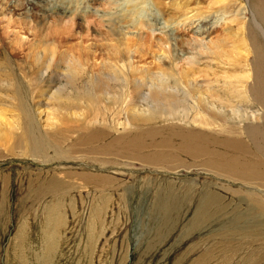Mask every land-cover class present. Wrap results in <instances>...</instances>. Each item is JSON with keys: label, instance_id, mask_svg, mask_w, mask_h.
Masks as SVG:
<instances>
[{"label": "rangeland", "instance_id": "374dc122", "mask_svg": "<svg viewBox=\"0 0 264 264\" xmlns=\"http://www.w3.org/2000/svg\"><path fill=\"white\" fill-rule=\"evenodd\" d=\"M169 7L160 9L152 0H0V114L5 111L13 124L0 139V264H264V187L226 173L263 156L245 128L250 125L239 126V135L231 139L241 144L230 146L228 137L191 123L192 118L187 125L181 119L146 125L144 131L161 129V137H145L140 151L123 154L124 146L104 151L105 139L86 146L92 133L50 138L54 131L38 119L39 89L50 76L30 86L40 74L32 61L37 47L75 55L92 71L103 65L102 53L115 43L112 29L128 42L139 33L147 44L178 37L186 46L196 41L207 46L220 38L232 11L247 17L238 5L201 22L195 18V25L193 19L168 23L165 14L174 13ZM153 50L170 65V49L154 43ZM196 51L175 65L187 66ZM153 56L139 66H155ZM78 87L82 91L85 83L79 81ZM113 117L118 130L103 128L108 145L126 133L122 115ZM179 131L187 142L184 152L201 144L204 133L219 135L223 143L201 147L195 159L179 151L178 161L167 155V161L150 164L155 152H168L161 139ZM209 151H220L223 158H206ZM82 174L105 183L86 181ZM208 198L212 202L205 205Z\"/></svg>", "mask_w": 264, "mask_h": 264}, {"label": "bare ground", "instance_id": "6f19581e", "mask_svg": "<svg viewBox=\"0 0 264 264\" xmlns=\"http://www.w3.org/2000/svg\"><path fill=\"white\" fill-rule=\"evenodd\" d=\"M152 1L160 9L171 6L169 8L174 13L168 11L170 13L165 14L168 23L177 20L187 23V20L195 18L203 21L201 18H207L214 13L217 16L221 11L227 12L238 5L247 10V17L242 18L241 13L232 11L224 27L222 26L223 33L221 32L220 38L207 46L202 41H196L194 44L189 42L186 46L184 40L178 37L176 39L167 37L165 42L169 44L168 46L164 45L165 42L159 40L156 42L154 38L151 44H147L139 33L134 35L132 42H128L123 32L112 29L109 36L113 37L115 43L102 53L106 54L105 64L102 62L103 65L100 64L102 66L93 68L92 71L87 70L83 61L77 59L75 55L56 53L44 45L37 47L35 49L37 53L32 61L35 63L33 68L36 67L40 74L35 75V82H29L30 86L41 85L39 83L46 76H50L46 87L37 90L39 101L36 106L41 124L45 125L48 132L54 131L50 138L58 136L62 138L66 134L79 131L86 133L85 136L92 133L95 135L91 141L87 140L86 146L93 147V142L98 145L100 140L105 139L102 142V148L105 146L104 151H116L124 146L126 148L119 151L123 154L128 150L140 151L144 147L145 137H161V129L144 131L143 127L146 125L174 124L179 119L182 124L187 125L189 118H192L191 123L198 124L201 128L217 129L221 136L228 137L226 144L230 146L235 142L241 144V140L231 138L239 135L241 124H248L250 126L245 128L257 151L263 156L245 162L239 170L228 169L226 173L238 178L239 182L250 185L260 182V186L264 187V145L262 141L260 142L261 135L263 137L264 134V121L261 122L264 120V44L260 42L261 38L258 35L260 33L264 38V0H209V2L205 0L208 2L206 6L201 5L200 0ZM135 14L133 11L130 16ZM194 21L195 25L198 21ZM154 43L160 49L164 47L170 49L167 57L170 65L156 57ZM189 49L191 52L194 50L198 52L186 59L187 66L182 65L178 68L175 64L182 61V56L190 51ZM153 51L155 55L152 54ZM150 54L154 55L152 58L155 60L153 63L155 66L141 68L139 64ZM86 62L89 63L88 57ZM79 81L85 83L82 91L78 87ZM10 82L12 81H9L11 84L9 87L13 83ZM14 93L16 92H13V95ZM41 97L47 102L46 107L40 100ZM4 112L0 114V139L2 131L13 126L7 121L8 117ZM115 115L118 117L122 115L124 118L123 124L120 125H124L123 130L126 133L108 145V138H105L107 133L103 128L118 130V126L111 123V117L114 119ZM101 130L105 133L100 134ZM182 134L179 131L170 138L163 137L159 143L168 152H155L150 164L167 161L168 156L178 161L179 151L185 154L190 152L195 159L199 150L204 151L201 147L207 149L213 143H223L219 135L213 138L204 133L199 135L202 146L198 144L192 151L184 152L182 147L187 142L182 141ZM174 140L179 142L181 140L180 146L177 147ZM125 141L128 142L124 143ZM204 153L206 158L213 156L223 158L220 151ZM82 176L89 182L96 180L105 183L103 178L89 177L85 174ZM62 186L60 185L58 190H61ZM211 202V198L204 201L205 205Z\"/></svg>", "mask_w": 264, "mask_h": 264}]
</instances>
